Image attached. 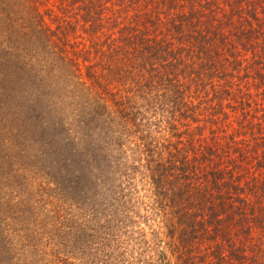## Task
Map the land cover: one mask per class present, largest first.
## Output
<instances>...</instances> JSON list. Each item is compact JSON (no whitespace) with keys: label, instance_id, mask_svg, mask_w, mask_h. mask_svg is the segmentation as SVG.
I'll return each instance as SVG.
<instances>
[{"label":"trees","instance_id":"obj_1","mask_svg":"<svg viewBox=\"0 0 264 264\" xmlns=\"http://www.w3.org/2000/svg\"><path fill=\"white\" fill-rule=\"evenodd\" d=\"M27 143L99 264H264V0H0V166Z\"/></svg>","mask_w":264,"mask_h":264},{"label":"rangeland","instance_id":"obj_2","mask_svg":"<svg viewBox=\"0 0 264 264\" xmlns=\"http://www.w3.org/2000/svg\"><path fill=\"white\" fill-rule=\"evenodd\" d=\"M35 147L30 143L24 152L18 147L10 165L0 166V264H99L98 254L87 245L91 227L78 228L75 215L78 206L90 213L89 207L77 190L67 187L75 186V174L66 175L64 182L51 170L47 178L49 161L35 158ZM78 238L84 240V248L74 243ZM103 260L108 264L106 256Z\"/></svg>","mask_w":264,"mask_h":264}]
</instances>
